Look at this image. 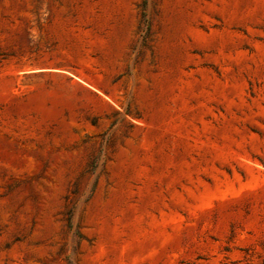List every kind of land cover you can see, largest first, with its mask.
Here are the masks:
<instances>
[{
	"label": "rangeland",
	"instance_id": "1",
	"mask_svg": "<svg viewBox=\"0 0 264 264\" xmlns=\"http://www.w3.org/2000/svg\"><path fill=\"white\" fill-rule=\"evenodd\" d=\"M0 264H264V0H0Z\"/></svg>",
	"mask_w": 264,
	"mask_h": 264
}]
</instances>
